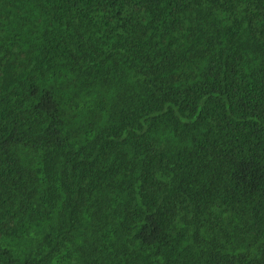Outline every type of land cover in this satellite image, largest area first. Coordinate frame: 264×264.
<instances>
[{"label": "trees", "instance_id": "obj_1", "mask_svg": "<svg viewBox=\"0 0 264 264\" xmlns=\"http://www.w3.org/2000/svg\"><path fill=\"white\" fill-rule=\"evenodd\" d=\"M0 264H264V0H0Z\"/></svg>", "mask_w": 264, "mask_h": 264}]
</instances>
